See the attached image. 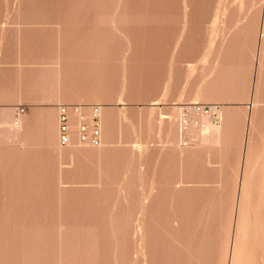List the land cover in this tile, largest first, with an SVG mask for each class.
<instances>
[{
    "label": "rangeland",
    "instance_id": "1",
    "mask_svg": "<svg viewBox=\"0 0 264 264\" xmlns=\"http://www.w3.org/2000/svg\"><path fill=\"white\" fill-rule=\"evenodd\" d=\"M263 19L264 0H0V264H264ZM62 102L101 106L100 145L57 144ZM194 103L226 110L216 140V115L179 125Z\"/></svg>",
    "mask_w": 264,
    "mask_h": 264
},
{
    "label": "built area",
    "instance_id": "2",
    "mask_svg": "<svg viewBox=\"0 0 264 264\" xmlns=\"http://www.w3.org/2000/svg\"><path fill=\"white\" fill-rule=\"evenodd\" d=\"M213 105L189 104L180 110L179 125H187L194 116L212 115ZM56 109V141L60 147L101 144V106L99 104L58 103Z\"/></svg>",
    "mask_w": 264,
    "mask_h": 264
},
{
    "label": "bare ground",
    "instance_id": "3",
    "mask_svg": "<svg viewBox=\"0 0 264 264\" xmlns=\"http://www.w3.org/2000/svg\"><path fill=\"white\" fill-rule=\"evenodd\" d=\"M263 24H264V19H263ZM263 24H262V27H263ZM260 37H264V30L261 32V35H260ZM260 44V43H259ZM258 46V45H257ZM264 46V45H263ZM262 46V47H263ZM262 47H261V44L259 45V47L257 48L258 49V53L260 54V55H263L264 56V49L262 50ZM264 48V47H263ZM257 56V55H256ZM259 56V55H258ZM258 58V57H257ZM264 58V57H263ZM262 59V58H261ZM262 60H264V59H262ZM256 61H257V59H256ZM259 62V61H258ZM258 65V64H257ZM261 65V64H260ZM255 68H256V66H255ZM256 76V75H255ZM254 86V85H253ZM252 88H254V87H252ZM254 90V89H253ZM252 93V92H251ZM254 93V92H253ZM253 96V95H252ZM251 99V98H250ZM250 101V100H249ZM252 102V101H251ZM251 105H252V103H251ZM253 106V105H252ZM253 108V107H252ZM250 110V109H249ZM225 111L226 110H220L219 111V109L217 108V107H213V110H212V112L211 113H214L215 115H216V119L218 120L219 119V122L218 123H213L212 121H210V118H208V117H201V125L203 124L204 126H205V131L207 132V133H205V134H207V136H210L209 138H213L214 140H216L219 136H220V133L222 132L221 130H222V128H223V126H225ZM250 113V112H249ZM249 113H247V116L245 117V126H248V125H250V121H251V117H250V115H249ZM51 114V113H50ZM204 115V114H203ZM52 116H53V114H52ZM206 116H209V117H212V115L210 114V115H206ZM211 122V123H208V121H207V119ZM197 119V118H196ZM253 120V119H252ZM194 121V120H193ZM55 122V121H54ZM252 122V121H251ZM51 123V122H50ZM196 123V122H195ZM195 123H193V126H194V124ZM55 125V124H54ZM202 125V126H203ZM223 125V126H222ZM190 126V125H189ZM52 127V126H51ZM197 127H198V125H197ZM196 127V128H197ZM190 127H188L187 129H189ZM191 128H192V126H191ZM195 130V129H194ZM248 130V129H247ZM246 130V131H247ZM53 131V130H52ZM190 131V130H189ZM193 131V130H192ZM204 131V132H205ZM248 132V131H247ZM247 132L245 133L246 135H247ZM202 134V133H201ZM200 134V135H201ZM244 134V135H245ZM204 135V134H203ZM201 137V136H200ZM204 137V136H203ZM247 137V136H246ZM204 140V139H203ZM212 140V139H211ZM247 140V139H246ZM245 140V141H246ZM247 143V142H246ZM249 143V142H248ZM245 144V143H244ZM94 147V146H93ZM96 147V146H95ZM244 151H245V147H244ZM242 163V162H241ZM243 166V165H242ZM246 178V177H245ZM244 178V179H245ZM241 182H243V181H241ZM240 182V183H241ZM245 185V184H244ZM243 195V194H242ZM241 196V195H240ZM239 208V207H238ZM238 220V219H237ZM240 221V220H239ZM238 221V222H239ZM261 226V225H260ZM260 228V227H259ZM237 229V228H236ZM240 229V228H239ZM238 232V231H237ZM261 232V231H260ZM246 233V232H245ZM230 249V248H229ZM232 253H231V255L233 256V250L231 251ZM234 257V256H233ZM231 262H232V260H231ZM230 263V262H229ZM233 264V263H232Z\"/></svg>",
    "mask_w": 264,
    "mask_h": 264
},
{
    "label": "crops",
    "instance_id": "4",
    "mask_svg": "<svg viewBox=\"0 0 264 264\" xmlns=\"http://www.w3.org/2000/svg\"><path fill=\"white\" fill-rule=\"evenodd\" d=\"M225 125H226V123H225Z\"/></svg>",
    "mask_w": 264,
    "mask_h": 264
}]
</instances>
